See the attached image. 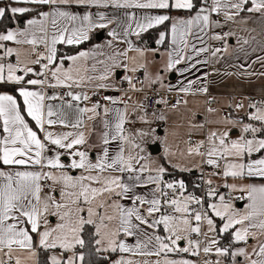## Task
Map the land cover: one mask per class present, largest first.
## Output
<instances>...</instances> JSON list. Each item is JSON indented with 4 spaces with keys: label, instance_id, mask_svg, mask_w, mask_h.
Wrapping results in <instances>:
<instances>
[{
    "label": "snow or ice",
    "instance_id": "1",
    "mask_svg": "<svg viewBox=\"0 0 264 264\" xmlns=\"http://www.w3.org/2000/svg\"><path fill=\"white\" fill-rule=\"evenodd\" d=\"M109 8L135 11L117 22ZM254 18L264 0H0V264H264V100L223 129L195 114L186 137L164 127L208 94L196 73L231 38L264 52L244 47L255 29L232 27ZM104 29L110 39L81 47ZM258 63L238 67L252 76Z\"/></svg>",
    "mask_w": 264,
    "mask_h": 264
},
{
    "label": "crops",
    "instance_id": "2",
    "mask_svg": "<svg viewBox=\"0 0 264 264\" xmlns=\"http://www.w3.org/2000/svg\"><path fill=\"white\" fill-rule=\"evenodd\" d=\"M101 10L105 11L110 17L115 18L117 22H119L124 18V13L126 11H135L131 9H115V8L101 9ZM77 11H83V10L79 9ZM172 14L177 15V13H172ZM111 27H116V25L113 24L111 25ZM232 27L233 30H237V31L243 28H247L249 30L255 29L254 32H251V36L256 37V42H252L250 45L244 46L245 49H247L249 52H251L252 47H258L257 42L264 41V20H261L259 18H254L249 20L247 25H234ZM99 34L102 35V38L98 40L96 37ZM238 34L250 39L249 32L238 31ZM107 39H110L109 37H107V29L98 31L96 33H93V39L87 42L86 44H84L85 46L82 48L87 49L97 43L103 44ZM208 43L211 47H217L215 46V44L217 43L215 41H208ZM229 44L230 47L228 53L226 54L222 53L221 55L223 58L219 62H215L210 59V63L207 66H201V71L196 73V75L203 76L204 73L210 74L212 72L215 74H219V86H212L209 82V75H208L207 81H205L209 89L208 93L217 102L216 109H219L220 115H221L220 110H229L232 111L233 115L238 118L245 116V114L249 111V109L247 108L248 105V102L246 101L247 97H252L255 99L259 98L260 100H264V76L259 75L260 72H264V67H261L259 63L253 65L252 68L249 69V72H255L256 74L252 76H248L247 74H242V70L238 67V65L243 63L245 64V67H247V63H250L251 60L255 59L257 55H264V52L251 53L250 55L245 56L244 52L237 50V45L235 43L234 37L230 39ZM149 54L148 56H150ZM205 57H207V54H205ZM237 57H239V59ZM245 61H247V63H245ZM192 78L195 79L196 77L192 76ZM171 79L173 83H176L175 75L171 77ZM105 94L116 95V93H112V92ZM197 96L203 98L204 108L206 110L207 109L205 105L206 99L204 95H197ZM239 101L244 102L245 108L241 109L239 112H235L234 108H230L229 105L231 104L234 106ZM221 116L224 117L223 115ZM135 126L136 125H132L130 127H135ZM97 127H99L98 122H97ZM93 140H95V137H93ZM197 173H198L197 171H193L191 174L197 175ZM216 178L217 177H214V179ZM214 182L216 181L214 180ZM240 182L249 183L250 181H240ZM256 182L259 183L260 181H256ZM238 203H242L241 207H243L244 204H246L247 202L243 200ZM132 242H133L132 240H129V243ZM141 258L142 257H136L137 260H140ZM148 258H153V257H148ZM106 264H108V262Z\"/></svg>",
    "mask_w": 264,
    "mask_h": 264
},
{
    "label": "rangeland",
    "instance_id": "3",
    "mask_svg": "<svg viewBox=\"0 0 264 264\" xmlns=\"http://www.w3.org/2000/svg\"><path fill=\"white\" fill-rule=\"evenodd\" d=\"M149 55H150L149 60H151V53ZM159 63H161V61L159 60V58H157V64L150 65L149 70L155 71L159 67ZM209 82L212 86H219V74H215L213 72L210 73ZM188 99H189L188 108L191 110V112H185L183 109H181L179 112H170L168 114L169 119H168L167 125H165L164 127L171 128L175 130L176 132H178L180 135H184L186 137V133L188 131V120L192 118L193 114H195L194 118L197 122H205L206 120L207 121H217L216 124H209L208 127H212V128L220 127L221 129L226 127L222 123L223 117L219 114V109H217L218 110L217 113H207L204 108V101L202 97L189 96ZM140 126L141 125L137 124L135 127H140ZM236 135H237V130H233L232 138H235ZM201 138H203V135L200 133H196L194 135V139H201ZM173 139H175V137H173ZM153 155L155 156L156 154H153ZM214 180L216 181L215 182L216 184H219V182H222L220 177H217ZM229 182L230 183H241L240 181H231V180ZM235 203H236V206L239 207L237 205V202ZM141 259L154 260L156 258L155 257L153 258L142 257ZM190 259H194V257L193 258L190 257Z\"/></svg>",
    "mask_w": 264,
    "mask_h": 264
},
{
    "label": "built area",
    "instance_id": "4",
    "mask_svg": "<svg viewBox=\"0 0 264 264\" xmlns=\"http://www.w3.org/2000/svg\"><path fill=\"white\" fill-rule=\"evenodd\" d=\"M215 46L219 47V46H221V45H220L219 42H217V43L215 44ZM204 97H205L206 101H207V100H210V101H211V103H206V104H205L207 108H208V107H213V108H216V107H217V102L215 101V99H213V98L210 96L209 93H208L206 96L204 95ZM99 98H100V97H98V96H97V97H93L94 100H95V99H99ZM176 99H177V97L174 96L172 102L175 103V102H176ZM246 101L249 103V101H260V99H259V98H258V99H255V98H252V97H247V98H246ZM229 112H232V111H229V110H220V113H221V115H223V116H226ZM193 139H194V138H193ZM208 171H210V170H207V171L205 172V178H207ZM199 178H200V173L198 172L197 175H196L195 181H197ZM220 190H221L222 192L226 191V190H224V189H220ZM233 195L236 196V197H242L244 194L241 193V192H236V193H233ZM241 201H243V200H242V199H241V200H237L236 202L238 203V202H241ZM194 259H199V258L194 257ZM204 259H208V257H204ZM213 259H214V257H213ZM201 264H202V260H201Z\"/></svg>",
    "mask_w": 264,
    "mask_h": 264
},
{
    "label": "trees",
    "instance_id": "5",
    "mask_svg": "<svg viewBox=\"0 0 264 264\" xmlns=\"http://www.w3.org/2000/svg\"><path fill=\"white\" fill-rule=\"evenodd\" d=\"M158 31H159L158 29H153V30H150L148 33L144 34L143 40L147 42V45L149 47H155L154 40L156 38ZM84 46L85 45H82L81 47H84ZM72 50L75 51V49H72ZM182 175H183V178L189 183V188L191 189V184H192V182L195 181L196 175H193L191 173H185ZM92 259L97 260L98 258L92 257ZM106 263H107V261L99 260V264H106Z\"/></svg>",
    "mask_w": 264,
    "mask_h": 264
},
{
    "label": "water",
    "instance_id": "6",
    "mask_svg": "<svg viewBox=\"0 0 264 264\" xmlns=\"http://www.w3.org/2000/svg\"><path fill=\"white\" fill-rule=\"evenodd\" d=\"M96 38L99 40V39H101V38H102V35H101V34H99V35H97V37H96ZM153 154H156V153L154 152ZM238 206H239V207H241V206H242V203H238Z\"/></svg>",
    "mask_w": 264,
    "mask_h": 264
}]
</instances>
